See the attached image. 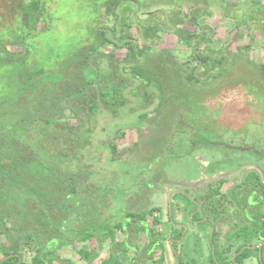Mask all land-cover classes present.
<instances>
[{"label":"trees","instance_id":"1","mask_svg":"<svg viewBox=\"0 0 264 264\" xmlns=\"http://www.w3.org/2000/svg\"><path fill=\"white\" fill-rule=\"evenodd\" d=\"M51 1L0 0V219L11 201L26 222L31 192L19 193L15 186L32 179L39 187L47 178L65 183L68 208L79 201L103 206L98 192L106 191V176L95 178V163L105 153L95 149L100 115L117 118L132 105L140 137L135 150L148 148L139 159L161 160L175 155V135L186 130L178 123L192 126L187 115L204 109L208 100L211 110L228 112L239 105L254 109L256 92L264 96V62L257 65L248 54L253 48L264 51V0H222L220 16L228 23L222 38L210 23L208 0H160L167 9L145 20L136 17L137 0H126V16L123 0H109L88 26L85 43L63 53L44 42L61 21L50 12ZM103 9L111 24L102 22ZM161 32L187 47L183 65L169 53L153 57ZM243 41L237 51L231 49ZM118 49L125 50L123 58L115 55ZM240 62L242 70L231 76ZM97 141L110 150L112 162L121 159L114 141ZM182 141L192 152L193 139ZM35 203L40 209L35 217H43L44 207ZM154 246L151 238L148 248Z\"/></svg>","mask_w":264,"mask_h":264},{"label":"rangeland","instance_id":"2","mask_svg":"<svg viewBox=\"0 0 264 264\" xmlns=\"http://www.w3.org/2000/svg\"><path fill=\"white\" fill-rule=\"evenodd\" d=\"M107 1L109 0H52L49 6L50 12L53 16L60 18L61 21L59 23L57 22V24H59L58 31L52 32L44 42L48 45L55 46V48H59L62 53L68 49L71 50L79 45H83L88 38V26L92 24V19L98 15L100 7ZM137 1L139 6L135 7L139 9V11L136 17L141 20L147 19L151 12L167 9L166 5L159 4L160 0ZM208 1L214 14L210 23L217 29L218 37L222 38L225 36L228 27V23L220 16V4L222 0ZM123 2V7L125 9L121 14L126 16V0H123ZM107 18L106 9H103L102 22L111 24V20ZM245 44L246 41L240 42L231 46V49L237 51V46H244ZM108 48L111 47L108 46ZM168 53L172 54L173 58L183 65L187 58L188 49L184 44L178 41L174 34L161 32L152 55L156 58L160 54L165 55ZM248 54L257 65L264 62V51L261 48H253V51ZM115 55L118 58H123L125 50L118 49L115 51ZM240 63L242 64V62ZM101 65H103V61H101ZM243 66V64H239L232 72L231 76L238 74ZM258 93L259 92H256L255 94L259 99L257 102L258 105H253L255 111L253 108L243 105L231 107L228 112L220 111V109L217 108L211 110L210 106L207 105H210V100L203 106L204 109L199 108V110L194 109L191 111L186 119L188 118L187 121H190L192 126H196L194 127L196 137H190L186 130L183 134H181V132L176 133L174 146L175 155L171 156L168 154V156H164V158L161 159L166 163L162 169H160V167H162L161 160L152 157H142L139 159L138 157L148 154V152H146L148 148L145 147V144L143 147L141 145V152L135 150L134 144L140 137H138L136 130L133 129L136 123L134 115L130 112V107H132V105L124 108L117 118L109 114L100 115L98 118L97 140L114 141L118 145V152L121 159L112 162L110 150L107 149V146L102 145L96 140V152L105 150V153L101 154L100 161L95 163V178L101 179L106 176L104 182L106 191L98 192V197L104 198L102 201L104 203L103 206L99 208L95 206L88 208V210L93 209L96 213L102 210L101 215L103 217L108 216L107 220H112L107 222L110 225L109 228H106L107 230L112 229L113 223L111 222H121L124 214L129 212V215L132 216H130L131 219L136 221L145 220V223L151 227L152 231H155L156 228L153 224V220L157 216L156 208H159L162 204L164 190L166 189L165 192L168 194L169 190L177 189L180 186L172 183L175 179V173L180 174L183 169L187 168L199 169L205 167L202 166V163L206 164L207 161H201L202 157L198 154H207L206 158L209 159L212 167L220 168V158L224 157L222 156L224 153L232 154L228 156L229 159L233 157L247 158L249 157L248 155H250L247 152L232 149V147H228L229 145L239 146V148L249 145L256 146V149H264V96L260 98ZM215 103L217 104V102ZM259 103L263 105H259ZM203 111H206L205 114L208 115V117L205 120L203 119L197 122L198 117H203L205 115L201 116ZM158 126L161 132H163L164 123L158 122ZM143 131L146 134L152 133L146 128H143ZM184 138L193 139L194 142L199 144V149L192 151L194 153L193 156L187 155V150L189 148L188 143L184 144L182 141ZM155 165H157L155 169L157 173L154 171L151 172ZM111 173H113V175H110ZM160 179L166 181L159 182ZM156 185L157 187L155 189H148L150 186L153 187ZM178 189L185 190V187L180 186ZM15 190L19 193L23 191L38 192L34 201H39L44 207L43 217H35L36 212L40 209L37 208L36 203H33V205H35L34 221L31 224H27L28 228L31 229L33 227L35 232L41 233L40 236H49L53 234L54 230L59 229L61 219H69V216H72V214L75 215L79 213V207L76 206L74 202L70 205L74 208L71 211H69L68 206H66L65 198L68 189L65 183L56 182L47 178L44 180L43 186L39 187L33 184L32 179L27 185L15 186ZM172 194L173 193H171V195ZM170 196L168 199H170ZM12 204L11 201L5 204L6 215L4 223L0 225V238L5 242H7L6 236L14 239H18L20 236H28V232L21 227L22 224L18 218V208L16 206L14 207ZM22 211L23 208H21L20 212L22 213ZM142 214L144 215L142 217L143 219H136ZM86 216L84 215L83 217ZM73 223L74 221L71 223L64 221L63 224L71 229L74 227ZM81 223L85 224L82 220ZM47 226H51L52 229H46ZM87 227L88 226H85V228ZM85 228L82 230V234H84ZM97 228L98 227L94 230H97ZM69 233L68 229H66L64 231V236H69ZM98 237H101V233ZM20 238V249L24 260H27L28 253L26 248L29 244L26 237ZM116 238L118 241H122L124 236L119 232ZM151 238L152 237H150V239ZM146 241L147 238L144 232L136 236H131L132 245L137 249L142 248ZM105 243H103V241L101 243L103 250L108 248V244L106 245ZM66 248L67 252H69L67 255L73 260L77 259L74 250H78L80 245H67ZM117 250V246L114 245L110 251L118 253ZM105 252L103 251V255ZM131 255H126V258ZM138 258L143 261V264H150L146 262L147 258L145 255L139 254Z\"/></svg>","mask_w":264,"mask_h":264},{"label":"flooded vegetation","instance_id":"3","mask_svg":"<svg viewBox=\"0 0 264 264\" xmlns=\"http://www.w3.org/2000/svg\"><path fill=\"white\" fill-rule=\"evenodd\" d=\"M178 124L190 136L196 134L192 126L183 121ZM228 147L250 155L229 159L230 154L224 153V157L220 158V168H213L206 158L207 154H198L202 157L201 161H207L202 163L205 167L187 168L180 174L175 173L172 183L185 187V190L178 189L180 186L169 190L168 194L164 190L162 204L156 208L157 216L153 220L155 231L145 220L131 219L129 212L124 214L121 222H111L112 229L107 230L110 227L107 222L112 220H107L108 216L103 217L102 210L98 209L97 213L93 209L88 210L93 205L88 207L79 201L76 204L78 214L61 219L59 229L53 234L40 236L41 233L35 232L33 227L28 228V224L34 221L35 213L33 203L36 195L31 192L26 222L18 216L21 227L28 232V236H20L26 237L29 244L26 248L27 260H24L20 249L21 238L6 236L7 242L0 238V264L7 260H11V264H108L109 261L126 264L127 258H130L128 264H131L133 257L137 259L139 254L145 255L146 262L150 264H264V149L249 145ZM198 149L199 144L192 142V150ZM187 155L193 156L194 153ZM161 162L160 169L166 164L163 160ZM68 209L71 211L74 208L69 206ZM0 220L2 225L4 219ZM64 221H74V227L67 228ZM96 227L97 230H94ZM48 228L52 229L51 226ZM66 229L70 232L69 236H64ZM119 232L124 236L122 241L116 238ZM141 232H144L147 241L142 248L135 250L131 236ZM149 236L155 239L153 248H148ZM102 241L108 244L107 251L103 250ZM110 242L111 245L117 242L118 253L110 251ZM78 244L80 248L74 250L77 259L73 260L67 255L66 246ZM103 251H106L104 255ZM126 255L131 256L126 258Z\"/></svg>","mask_w":264,"mask_h":264},{"label":"crops","instance_id":"4","mask_svg":"<svg viewBox=\"0 0 264 264\" xmlns=\"http://www.w3.org/2000/svg\"><path fill=\"white\" fill-rule=\"evenodd\" d=\"M153 241L155 240L154 238L152 239ZM117 245V247H118V244H117V242L116 243H113L112 245H111V242H110V244L109 245H111L112 247L114 246V245ZM135 250H136V247H135ZM134 254V253H133ZM137 259L139 260V258H138V256H137ZM135 262L137 263L138 261L137 260H135ZM139 263V262H138ZM140 263H141V261H140Z\"/></svg>","mask_w":264,"mask_h":264},{"label":"water","instance_id":"5","mask_svg":"<svg viewBox=\"0 0 264 264\" xmlns=\"http://www.w3.org/2000/svg\"><path fill=\"white\" fill-rule=\"evenodd\" d=\"M136 258H133L132 260H131V264L134 262V260H135ZM139 263H140V260H138V259H136Z\"/></svg>","mask_w":264,"mask_h":264}]
</instances>
